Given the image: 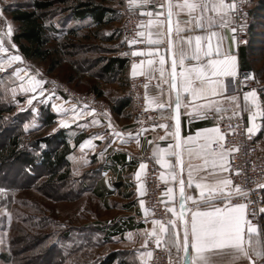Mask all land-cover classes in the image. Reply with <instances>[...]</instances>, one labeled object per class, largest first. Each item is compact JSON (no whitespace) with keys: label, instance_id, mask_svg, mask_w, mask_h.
<instances>
[{"label":"crops","instance_id":"obj_1","mask_svg":"<svg viewBox=\"0 0 264 264\" xmlns=\"http://www.w3.org/2000/svg\"><path fill=\"white\" fill-rule=\"evenodd\" d=\"M248 6L251 12V25L250 30L253 32V36L250 38V42L245 45L236 46L231 43V26L220 27L219 26V16L213 13L211 9L205 16H213L217 19L218 23L211 29H197L195 27V16L200 15L203 10L189 16L187 10H180L176 5L182 3V0H146L143 6L136 5L135 10L146 14L151 12L153 15L148 17V20L143 28L144 35L142 36V45L140 47H130L122 39L120 35L117 34H107L104 37V41H96L90 43L92 49L78 55L79 59L84 61L89 60L92 63L93 71L92 76H89L88 71L82 73L83 78L81 80L86 84L84 90L99 96L107 104L108 110L105 113H101L89 107L80 105L79 103L73 102L70 98L64 95V99H59L58 96H48L49 103L51 101L50 107L52 108L56 103H62L64 101V113L62 112L61 118L64 124L60 125L56 123L58 129H64L67 141L71 147L70 153L67 155L69 161L70 169V189L75 191L77 194H91L93 198L97 199L100 204L107 210H115L116 213L110 218L113 221L109 223L107 230L102 232L110 243H112V251L115 252H126L129 256L135 257L137 264H151L152 256L147 255L149 251L144 246L145 238L151 237L156 240L153 236H148L147 233L153 229L152 220H161L162 222H167L173 219L172 214L167 211V208L173 206V202L168 201V197L163 195L166 188L172 186L174 191L178 194V181H171L170 177L167 181L163 182V193L162 200L165 206L164 217L154 216L151 210L144 206L149 211L145 213L141 210L140 200H144L145 194V184H144V170L141 171V176L139 180L136 177V173L139 170V165L144 162V156L146 152L152 154L154 148L158 149H168V145L174 143V138L170 135H166V130L160 128L159 124L165 123L168 125L167 132H174L176 121L171 119L172 112L165 109H158L154 104H147L150 108H155L159 111L160 121L156 125H144L140 127L136 132H132L131 127V109H130V97L128 90V79L133 76L132 65L135 63L137 65L136 71L140 73L138 75H143L149 79V84L146 88V93L151 99L153 97H162V102L168 100L167 90L169 89V84H165L160 80L159 71H152L147 65L146 61L149 59L158 60V57H150L146 53L149 48L159 49L160 55H165L167 58L166 67L171 70V58L172 54L167 51L169 36L173 41V51H179L181 46L185 49L188 48L187 37L195 35L207 36L209 31H215L218 33V37H224L220 43L219 56H216V45L217 38H213V57L214 59H224L228 55H238L239 68L252 69V59L254 53V47L256 45L255 33L258 26H261L259 20L264 18V9H260L261 4L264 0H247ZM173 5V15L171 17L172 31H168V17H167V7L168 3ZM225 3H227L225 1ZM165 5V7H161ZM115 9L117 19H115L111 24H121L120 13L123 15L127 14L129 10L121 4L118 6H113ZM163 13L162 16H157L156 13ZM124 17V16H123ZM123 19V18H122ZM152 19L154 21L164 20L163 26L158 24L148 25V21ZM86 21V20H84ZM264 24V22H262ZM110 24V25H111ZM179 27L182 31L177 34L176 27ZM108 25V26H110ZM85 27V26H83ZM107 27V26H106ZM78 32L83 28L81 26L75 27ZM149 33H152L151 39L158 40V44H149ZM83 41V40H82ZM202 43L207 45V40L205 39ZM195 42L193 41V47ZM80 45H85V42H76V48ZM89 45V44H86ZM87 49V48H85ZM145 52L144 56H133V52ZM111 56H116L118 58L124 59L125 64L121 70H117V73L107 77L100 76V65L101 60L106 59ZM141 61H144L143 67H141ZM186 63H196L195 61L188 60ZM158 68L159 65L157 64ZM88 78H86V77ZM229 76L219 77V89L220 95L216 97H208V99L217 102L216 106L223 109V111H215V107L212 111L205 109L194 110V105L189 107L182 106L179 110L180 116V132L182 137L192 136L194 141L186 148L183 152V172H177L179 177L185 180L186 193L194 197L199 196V192L195 189V183L192 187H187L188 172L191 170L193 173L194 180H199L200 178L208 177L213 170L210 165L205 164V155L199 148V144L203 143V140H195L197 133L200 130L210 129L217 126L221 119H234L242 118L246 124L249 126L248 115L249 111L255 112L256 109L249 105V110L240 111L237 109L236 105L239 104L240 108L245 105L244 93L250 92H230L228 91V80ZM159 85V88L157 87ZM43 90L44 88L41 87ZM88 89V90H87ZM261 87L255 89L258 95L257 104L260 110L264 111V92L260 90ZM187 96V94H185ZM230 97H236V100L229 99ZM204 101H199L197 103H203ZM94 110V111H93ZM52 111L57 114L58 112ZM236 112L237 114H234ZM58 116V115H57ZM63 117V118H62ZM59 119V116L58 118ZM109 121L114 126L116 132H120L124 135L123 141L118 136L113 135V129L109 128ZM259 130L255 133L257 142L260 146L264 145V116H257L255 121ZM66 125V126H64ZM143 128L146 131L142 132L139 138H128V134L132 133L133 136L140 129ZM203 135V133H201ZM103 136L104 139H99L98 137ZM165 137L164 140L159 139L160 137ZM76 138L79 141L75 143ZM85 141H91V145H85L81 147ZM152 142L151 144L149 142ZM190 149V150H189ZM103 153V155H101ZM173 165H175V157H167ZM155 160V159H154ZM87 161V162H85ZM156 161V160H155ZM160 172L169 171L158 164ZM217 179H228L227 172L215 173L213 174L209 182H214ZM141 188V192H137V187ZM74 188V189H73ZM232 188V185L230 186ZM233 189V188H232ZM79 195V194H78ZM77 198V197H75ZM74 198V199H75ZM191 210H196V206L192 204L191 201L188 202ZM225 206L223 200H217L214 203V207L223 208ZM177 211H179L178 203L176 204ZM200 210H207L208 206L201 204L199 205ZM263 221L256 225L259 226L260 236L259 239L264 240V214L262 215ZM188 219H190V213L188 214ZM179 224V222L177 221ZM171 229V226L169 225ZM157 232L159 231L158 226H156ZM103 231V230H101ZM181 243L183 241V231L178 228ZM247 231L245 229V240L247 241ZM253 238L257 237L253 234ZM161 242L167 247L169 254L172 258L173 264H184V258L186 256H191V250L188 254H185L181 248L180 252L177 253L175 246L169 244L167 234L161 236ZM255 259V257H254ZM209 260L212 264H249L246 258H240L234 260L228 253H221L219 256H210ZM257 264H260L258 261Z\"/></svg>","mask_w":264,"mask_h":264},{"label":"snow or ice","instance_id":"obj_2","mask_svg":"<svg viewBox=\"0 0 264 264\" xmlns=\"http://www.w3.org/2000/svg\"><path fill=\"white\" fill-rule=\"evenodd\" d=\"M129 7L133 5L143 6L146 0H128ZM165 7V5H161ZM167 17H168V31L171 33V17L173 15V5L169 2L166 5ZM180 10H187L189 16L203 10L200 15L195 16V27L197 29L208 28L216 26L218 21L213 16H205L209 9L213 13L219 16V26L228 27L233 23L232 14L239 13L241 9L234 2L225 3V0H182V3L176 5ZM0 15H2V10H0ZM147 15L152 16L151 12ZM157 16H162L163 13H156ZM246 16V13H243ZM158 24L163 26L164 20L154 21L150 19L148 25ZM137 27H143V25H138ZM244 25L241 23L239 29L236 27H231V43L238 47L240 41L237 39V31H243ZM12 27L8 26V35H12ZM177 34H179L182 29L177 24L176 27ZM143 32H137V36H143ZM149 44H158V40H152V33H149ZM218 33L215 31H209L207 36L195 35L194 37H187L188 48L185 49L183 46L179 51H173V41L169 36L167 51L172 54L171 58V70L169 71L166 67L167 58L165 55H160L159 49L149 48L146 53L150 57H158V60L149 59L146 61L147 65L152 71H159L160 80L169 84V89L167 90L168 100L162 102V97L149 98L147 93L145 95L146 104H154L158 109H169L173 114L171 116L172 120L176 121V126L174 132L168 133V125L165 123L159 124L160 128L166 130V135H170L174 138V143L168 145V149H158L154 148L152 152L153 158L156 163L160 164L163 168L168 169L167 172H161L160 179L167 181L170 177L171 181H178V194L174 191L172 186L166 188L163 195L168 197L169 202H173V206L167 208V211L172 214L173 219L168 220L166 223L161 220H152L153 229L147 233L148 236H153L156 238L157 246L161 243V236L167 234L169 244L175 246L177 253L180 252L181 248L185 254L189 253L191 250L192 255L186 256L184 258V264H212L209 260L210 256H219L221 253H228L231 257L236 260L240 258H246L249 264H264V240L259 239L260 230L259 226L253 224L246 216L247 205L244 203L232 204L230 202L233 195L240 197L247 196L248 193L244 191L240 185H235L234 189L230 188L232 185L231 179H217L214 182H209L210 177L215 173H224L229 171L231 165L229 163L230 153L236 151L237 149H226L224 141L225 135L218 126H214L210 129L200 130L197 133L195 140H203V143L199 144V148L205 155V164L210 165L213 173H210L208 177L200 178L199 180H194L193 173L190 170L188 172L187 187L191 188L193 183H195V189L199 192L198 197H194L186 193L185 180L179 177L177 168L180 172H183V152L189 145L194 141V137H182L180 132V116L179 110L182 106L189 107L194 105V110L205 109L212 111L215 107V111H223L220 107H217V102L208 97H216L220 95L219 89V77L229 76L233 78H238L239 72V59L238 55H228L224 59H214L213 57V38H217ZM207 40V45L202 43ZM224 37H218L216 45V56H219V47L221 41ZM193 41L195 42L193 47ZM133 43V41H129ZM245 43H247L245 41ZM11 47L15 49L17 46L12 44ZM7 49L4 47V42L0 39V53L6 52ZM133 56H144L145 52H133ZM9 62L21 61L22 57L18 54L9 55ZM192 60L196 63H186V61ZM144 61H141V67L144 65ZM159 65L157 68L156 65ZM133 73L132 75H138L136 68L137 65L134 63L132 65ZM21 70L16 69L13 75H17ZM38 75V73H37ZM21 83L19 88L11 89L12 98L15 101L17 91L24 93H32L26 101L27 105H32L34 101H37L39 97L40 103H46L48 101V96L45 95V90L41 88V85L46 83L42 79H37L36 76L25 74L23 76L17 77ZM251 73L245 74V81H237L238 83H244L249 79H252ZM26 81V83H25ZM147 88V85H145ZM159 88V85H157ZM187 94V96H185ZM231 100H236V97H230ZM204 101L203 103H197L199 101ZM258 95L255 89L250 92L244 93L245 105L240 108L239 104L236 105L237 109L240 111L249 110V105L256 109L255 112L249 111L248 122L249 126L246 131L251 137L258 130V126L255 123L257 116H264V111L260 110L257 104ZM18 103V101H16ZM56 108V105H53ZM18 111H26L25 108H20ZM33 114L38 113V109L31 108ZM94 111V110H93ZM234 114H237L234 112ZM8 119V118H5ZM14 119V117H13ZM64 122L61 121V125ZM66 126V125H64ZM109 128L113 129V135L124 139V135L120 132L114 130V126L109 121ZM39 127V125L25 123L24 130L30 131L34 128ZM56 129H53L55 132ZM146 131L141 128L140 132H137L135 136L132 133L128 134V138H139L142 132ZM203 133V135H201ZM99 139H104L103 136L98 137ZM159 139L164 140L165 137H160ZM152 143L151 141L149 142ZM85 145H91V141H85L81 145L83 148ZM23 148L24 146L21 145ZM40 148L46 149L47 145L40 144ZM190 150V149H189ZM39 155V153H37ZM103 155V153H101ZM175 157V165L167 159V157ZM87 162V161H85ZM22 167L26 174L34 175L32 167L26 162L22 163ZM147 165L141 162L139 165V170L136 173V177L139 180L141 176V171L145 170ZM258 188L264 189V184H258ZM5 189L0 188V193H4ZM137 192H141V188L137 187ZM217 200H223L225 206L223 208L214 207V203ZM191 201L196 210H191L188 202ZM144 200H140L141 210L147 213L149 210L144 206ZM178 203L179 211H177L176 204ZM204 204L208 206L207 210H200L199 205ZM264 213V208L259 210ZM190 213V219H188V214ZM253 215H255L253 213ZM179 222V224L177 223ZM171 226V229L169 228ZM156 226H158L159 231L157 232ZM178 228L183 231V241L181 243ZM245 229L247 231V241L245 240ZM253 234L257 237L253 238ZM149 257L152 256L151 252H148ZM255 257V259H254Z\"/></svg>","mask_w":264,"mask_h":264},{"label":"rangeland","instance_id":"obj_3","mask_svg":"<svg viewBox=\"0 0 264 264\" xmlns=\"http://www.w3.org/2000/svg\"><path fill=\"white\" fill-rule=\"evenodd\" d=\"M108 1L112 6L121 4V0ZM32 2L33 0H0V10H2L0 39L7 49L6 52L0 53V107L9 110L3 114L0 121V143L11 131L17 130L21 145L29 152L30 142L34 137L47 136L53 133V129L58 128L56 123L61 125L63 119H60V116L62 112L64 113V101L56 103V108H51V101L40 103L38 97L32 105H27L26 101L32 93L21 91H17L14 101L11 89H18L21 83L17 77L27 73L46 81L41 87L49 97L57 95L59 99H64V93L60 91L62 86L64 88V84L77 92L90 93L84 90L86 84L81 77L83 78L82 73L86 71L92 76L95 70L89 60L79 59L78 55L91 50L90 43L93 40L97 39L102 44L107 34L119 35L121 25L119 23L104 27L99 30V36L92 38L93 32L96 33L95 29L83 27L88 24V20H72L68 12L64 11V3L54 1L43 17L46 25L49 26L50 45L57 49L56 56L51 60L26 59L17 47L15 49L11 47L14 44L11 38L18 29V23L11 19L10 10L17 6L30 9ZM119 15L121 22L124 15L123 13ZM262 22L264 18L259 20L261 26L256 29L257 41L251 70L256 84L254 89L259 90L261 87L260 90L264 92V24ZM9 25L13 30L11 36L7 34ZM78 26L83 29L79 32L77 29L78 33L67 39L85 42V45L64 50V39L68 29ZM83 34L90 35V38L83 39ZM16 54L20 55L22 60L9 62L8 56ZM16 69L21 71L14 76ZM40 106L58 112L56 115L59 119H56L52 125H43ZM33 107L38 109L37 114L32 113ZM20 108H25L26 111H18ZM25 123L39 127L25 131ZM46 169L37 166L36 173L45 175H37L29 181L20 172L18 161L6 160L0 165V188L5 189L4 193H0V264H100L107 254L113 252L112 243L102 232L107 230L115 216L110 219L109 217L116 211L104 208L91 194L78 193L79 195L74 199L76 192L70 189L69 181L46 186ZM262 221L263 217L260 223ZM112 264L137 263L135 257L119 251L117 259Z\"/></svg>","mask_w":264,"mask_h":264},{"label":"built area","instance_id":"obj_4","mask_svg":"<svg viewBox=\"0 0 264 264\" xmlns=\"http://www.w3.org/2000/svg\"><path fill=\"white\" fill-rule=\"evenodd\" d=\"M123 5L129 10L124 15L120 25V35L130 47H140L142 45V36H137V32H142L148 17L146 14L136 11V5L129 7L128 0H121ZM232 3L233 0H225ZM241 9L239 13L232 14L233 23L231 27L239 29L240 24L244 25L243 31H237V39L240 41L238 46L245 45L249 38V28L251 22V12L247 0H234ZM243 13L247 15L244 16ZM143 25V27H137ZM133 41V43H129ZM238 78L230 77L228 80V91L245 92L254 89L256 86L254 78L244 83L245 74L253 73L251 69L238 70ZM253 76V75H252ZM149 79L143 75L131 76L128 79V90L131 109V127L132 132H136L144 125H156L160 121L159 111L150 108L145 103L146 87ZM60 88V87H59ZM64 95L73 102L82 106L92 108L101 113L108 110L107 104L101 98L92 93L77 92L64 84L60 88ZM217 126L225 135L226 149H237L230 153L229 163L231 165L227 171L228 179L232 180V188L240 185L248 193L247 196L240 197L233 195L230 202L232 204L244 203L247 205L246 216L253 224H258L264 213L259 210L264 208V189L258 188V184H264V145L260 146L256 135L247 133V126L242 118L221 119ZM144 163L147 165L144 170L145 194L144 202L154 216L164 217L165 206L162 200L163 182L160 179V169L150 152H146ZM253 213L255 215H253ZM144 246L152 253L151 264H173L172 258L167 247L161 242L159 246L156 240L151 237L145 238Z\"/></svg>","mask_w":264,"mask_h":264},{"label":"trees","instance_id":"obj_5","mask_svg":"<svg viewBox=\"0 0 264 264\" xmlns=\"http://www.w3.org/2000/svg\"><path fill=\"white\" fill-rule=\"evenodd\" d=\"M54 1L64 3V11L68 12L69 17L75 21L88 20L85 28L95 29L92 38L99 36V30L110 25L117 15L113 9L110 1L107 0H33L30 9L22 7H13L10 10L11 19L18 23L17 31L12 35V42L17 46V49L26 59L38 58L42 60H51L56 56L57 49L50 45V38L48 35L49 26L46 25L44 15L45 12L51 8ZM260 9H264V2ZM251 25V22H250ZM75 27H70L64 39V50L67 48H76V40L68 37L77 34ZM90 35L83 34L82 38H90ZM249 38L247 44L250 42L253 32L249 28ZM54 56V57H53ZM124 59L116 56H111L101 60L100 76L107 77V75H114L117 70L124 67ZM55 65V64H54ZM249 69V68H245ZM97 96H99L97 94ZM40 116L43 125H52L56 122L57 115L49 108L40 106ZM9 111L0 107V121L4 113ZM20 134L17 130L11 131L3 142L0 143V165L6 160H13L19 162L20 172L22 175L30 179L45 174H37L35 168L42 166L47 168V177L45 181L46 186L55 185L56 183H63L70 180L69 161L67 159L71 147L67 141V136L64 129H58L47 136L34 137L30 142V152L21 147ZM79 141L76 138L75 143ZM44 143L47 145L46 149H41L39 145ZM39 153V155H37ZM26 162L32 167L34 175L26 174L22 163ZM75 197L78 195L74 194ZM74 197V198H75ZM117 259V252L113 251L100 262V264H112Z\"/></svg>","mask_w":264,"mask_h":264}]
</instances>
